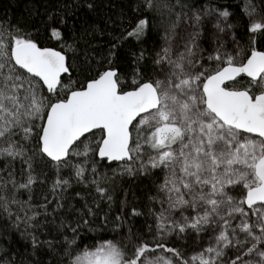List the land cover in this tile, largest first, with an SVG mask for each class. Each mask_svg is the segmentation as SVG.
Instances as JSON below:
<instances>
[{"label": "snow or ice", "instance_id": "obj_1", "mask_svg": "<svg viewBox=\"0 0 264 264\" xmlns=\"http://www.w3.org/2000/svg\"><path fill=\"white\" fill-rule=\"evenodd\" d=\"M26 10L0 18V264H264V0Z\"/></svg>", "mask_w": 264, "mask_h": 264}, {"label": "trees", "instance_id": "obj_2", "mask_svg": "<svg viewBox=\"0 0 264 264\" xmlns=\"http://www.w3.org/2000/svg\"><path fill=\"white\" fill-rule=\"evenodd\" d=\"M37 2L38 0H0V18L8 16L14 21L27 22L28 24L39 23V19L36 17H29L26 10ZM224 2L230 3L233 11L243 15L245 0H224ZM257 2H259V0H257ZM41 11H43L42 8ZM87 235L91 237L87 239V244L91 245L93 243H98L100 237L111 239L113 234L111 232L96 231L89 232Z\"/></svg>", "mask_w": 264, "mask_h": 264}]
</instances>
